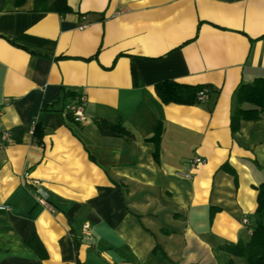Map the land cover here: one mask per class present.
<instances>
[{"label": "crops", "instance_id": "1", "mask_svg": "<svg viewBox=\"0 0 264 264\" xmlns=\"http://www.w3.org/2000/svg\"><path fill=\"white\" fill-rule=\"evenodd\" d=\"M66 4L0 0V264H246L221 247L250 240L264 183V118L230 128L237 87L264 78V0ZM162 81L210 90L163 104Z\"/></svg>", "mask_w": 264, "mask_h": 264}, {"label": "trees", "instance_id": "2", "mask_svg": "<svg viewBox=\"0 0 264 264\" xmlns=\"http://www.w3.org/2000/svg\"><path fill=\"white\" fill-rule=\"evenodd\" d=\"M41 2L44 6L40 7ZM49 4V6H48ZM35 10L54 11L61 14L70 13L72 10L67 6L66 0H35ZM210 90L209 86L202 85H183L173 81H162L156 84L155 91L163 104L175 103L180 105L199 104L198 94L203 90ZM69 97V102L78 98L74 94H64V98ZM236 106L231 114L230 128L232 133L239 130L241 121H259L264 118V78H257L252 84H240L235 91ZM243 104H249V109L242 108ZM67 119L73 118L66 107ZM95 126L102 135L105 136H133L119 123H111L104 119H94ZM33 135L41 136V130L36 123ZM257 216L255 226L252 230L250 240L247 243L237 242L235 245H225L222 251L234 256L245 259L246 264H264V225L261 222V213L264 209V183L258 188ZM230 263V262H229Z\"/></svg>", "mask_w": 264, "mask_h": 264}, {"label": "built area", "instance_id": "3", "mask_svg": "<svg viewBox=\"0 0 264 264\" xmlns=\"http://www.w3.org/2000/svg\"><path fill=\"white\" fill-rule=\"evenodd\" d=\"M207 95H208V90H203L202 92H200L198 94V100L199 102H204L207 99ZM84 97L83 96H79L78 98H76L75 100H73L72 102L69 103V105L67 106V110L69 111V113L71 114L73 121L75 123H82L86 120V117L84 115ZM1 115V112H0ZM31 130H34V123L31 126ZM1 140L4 143H8L10 141V136L6 131H1ZM204 160L196 157L193 161H192V165H199V164H203ZM31 185L33 186V188L35 189V192L37 193L38 197V202L44 206L45 208H47L48 210H53L52 206L50 205V203L47 201L48 200V193L42 189V182L39 180H32L30 181ZM0 210L3 211H10V207L8 205H1L0 206ZM243 224H247V220H243ZM82 233L84 236L86 237H90V226L88 223H84L82 225Z\"/></svg>", "mask_w": 264, "mask_h": 264}]
</instances>
